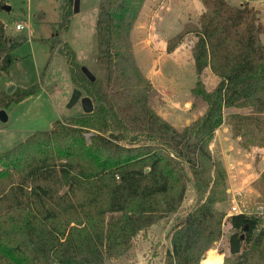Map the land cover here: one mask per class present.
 <instances>
[{
  "label": "trees",
  "instance_id": "1",
  "mask_svg": "<svg viewBox=\"0 0 264 264\" xmlns=\"http://www.w3.org/2000/svg\"><path fill=\"white\" fill-rule=\"evenodd\" d=\"M146 0H100L96 79L90 80L65 46L73 83L96 104L91 113L57 119L0 153V264H109L126 255L142 230L182 207L189 183L196 205L172 228L163 264H200L233 229L235 263L264 264L262 217L226 212L227 175L210 142L229 112L244 148L264 147V24L248 2L203 0L198 23L169 38L173 51L194 33L197 80L191 89L206 109L183 129L150 104L152 82L139 67L131 33ZM5 0H0V9ZM67 28L69 14L62 13ZM55 46L52 38L43 40ZM0 17V73L9 71L21 44ZM210 67L219 77L207 90ZM0 90V109L37 93ZM194 105V104H193ZM264 188V176L261 178ZM248 226V229H246ZM245 233V237L242 234ZM221 251V250H220ZM223 264L221 253L214 254ZM156 264V263H155Z\"/></svg>",
  "mask_w": 264,
  "mask_h": 264
},
{
  "label": "rangeland",
  "instance_id": "2",
  "mask_svg": "<svg viewBox=\"0 0 264 264\" xmlns=\"http://www.w3.org/2000/svg\"><path fill=\"white\" fill-rule=\"evenodd\" d=\"M229 1L233 4H253L264 24V0ZM74 2L75 0H5V4L11 8L0 9V17L5 23L7 34L22 42L12 51L14 61L9 71L0 73V90L7 91L12 86L11 93L26 90L34 84L40 85L37 93L6 110L9 118L0 123V153L34 131L49 129L55 120H68L84 111L80 101L72 108L67 107L68 99L77 86L71 79V69L64 48L68 45L75 52V60L79 66H86L95 75L98 74L96 25L100 0H80L78 12H74ZM145 2H148V6L138 21L139 32L150 28L153 32L162 30L164 36L176 33L177 26L189 17L192 18L188 22L198 23L205 10L203 0ZM64 12L69 14L67 28L61 24ZM17 23L26 27L18 30ZM262 37L264 39V34ZM50 38L55 42L53 48L49 42L43 41ZM192 44L188 38L182 50L178 51V59L184 65L181 70L173 68L171 62L174 61L165 62V58H159L153 63L156 69L164 66L166 74L164 77L155 75L150 104L165 119H171L174 124L181 126L179 129L191 124L206 109L205 103L195 99L191 92L196 80L195 68L191 65ZM158 56L160 55L157 53L156 57ZM210 77L211 74L206 72L204 79H201L207 90L215 84ZM231 110L234 109H227L225 120L216 130L209 145L213 156L222 163L227 175L229 195L226 202L219 207L226 212L225 217L233 212L234 205H238L247 214L257 215L264 208V188L261 181L264 176V148L241 146L239 138H235L231 131ZM195 205L196 193L193 184L189 183L184 203L178 212L140 231L131 250L120 258L109 259L108 263L163 264L170 247V234L174 224ZM261 217L263 226L264 217ZM223 231V236L215 242V247L207 251L203 258H210L213 264H216L214 254L218 253L222 254L224 261L229 260L230 263H235L238 258V255H233L229 250L228 240L233 229L228 221L224 222ZM242 236L245 237V233Z\"/></svg>",
  "mask_w": 264,
  "mask_h": 264
},
{
  "label": "crops",
  "instance_id": "3",
  "mask_svg": "<svg viewBox=\"0 0 264 264\" xmlns=\"http://www.w3.org/2000/svg\"><path fill=\"white\" fill-rule=\"evenodd\" d=\"M164 1H166V0H164ZM147 6H148V2H145L144 6H143V9H142V11L140 13V16H139V18H138L137 22L135 23V26H134V28L132 30L131 39H132V43H133V47H134L135 57H136V60H137V63L139 65V67L141 68L143 73L146 75V77L148 79H150L152 83H154L153 80H154L155 75H159L160 77H164L166 72H165L164 66L161 67V68L157 67V69H156V65H154L153 63H155V61L158 60L159 58H165V62L166 61H174V62H171L172 65H173V68L181 70L182 67H184V65L178 59V56H179L178 51L182 50V47H183L186 39H188V38H190L192 43H193L191 45V50H192V47H193V45L195 44V42L197 41L198 38H197V36L194 33H189V34H193L194 36H189L187 34L183 38V40L179 43V45H177V47L173 51L169 52L167 50V43H168L169 38H171L178 31H180L183 28L184 24H186V22L191 21L192 17L187 18V20L185 22H182V24L180 23V25L177 26L178 29H177L176 33H172V34H169L167 36H164L162 30L157 31V32H153V31H150V28H147V29L145 28L144 30H142L143 32L142 31L139 32L138 27H139L140 23H138V21L141 19L143 11L145 10V8ZM141 36L144 37V38L142 39ZM157 53L160 56L156 57ZM164 65H165V63H164ZM191 65H194L193 53H192ZM154 66H155V69H154ZM194 68H195V65H194ZM194 71H195V69H194ZM206 72L211 74V77H210L211 81L213 83L215 82V84L212 87H209V90H212L217 85V83L219 81V77L216 76L211 71L210 67H206L202 71V73L200 75L201 79H204L203 77H204V74ZM194 74L196 75V80H197L196 71L194 72ZM196 80H195V82H196ZM83 95H87V94L84 93V91H83ZM81 106H82V104H81ZM68 108H72V107H68ZM82 109H83V106H82ZM83 113H84V111H83ZM169 120L178 129H179V127H181V126H178L177 124H174L171 121V119H168V121ZM262 148H264V147H262Z\"/></svg>",
  "mask_w": 264,
  "mask_h": 264
},
{
  "label": "water",
  "instance_id": "4",
  "mask_svg": "<svg viewBox=\"0 0 264 264\" xmlns=\"http://www.w3.org/2000/svg\"><path fill=\"white\" fill-rule=\"evenodd\" d=\"M79 3L80 0H75L74 2V12H78L79 11ZM2 8L5 9H10L11 6L4 4L2 6ZM82 71L83 73L90 79V80H95L96 79V75L86 66H82ZM12 90V86L10 88L7 89V92H10ZM82 103L83 109H84V113H91L95 110V103L93 102L92 98L88 95H83V90L81 88L75 87L73 89L72 95L70 97V99L67 102V106L68 107H73L75 104H77L78 102ZM8 114L6 109L2 108L0 109V123L1 122H6L8 120ZM246 229H248V226H246ZM140 264H147L145 262H142ZM225 264V261L224 263Z\"/></svg>",
  "mask_w": 264,
  "mask_h": 264
},
{
  "label": "built area",
  "instance_id": "5",
  "mask_svg": "<svg viewBox=\"0 0 264 264\" xmlns=\"http://www.w3.org/2000/svg\"><path fill=\"white\" fill-rule=\"evenodd\" d=\"M26 26L24 25V24H22V23H17L16 24V29H18V30H22V29H24ZM232 209H233V213H245V214H247V212H245L244 210H241V209H239L238 208V205H234L233 207H232ZM257 215L258 216H263L264 217V208H262V210H260L259 212H257Z\"/></svg>",
  "mask_w": 264,
  "mask_h": 264
},
{
  "label": "bare ground",
  "instance_id": "6",
  "mask_svg": "<svg viewBox=\"0 0 264 264\" xmlns=\"http://www.w3.org/2000/svg\"><path fill=\"white\" fill-rule=\"evenodd\" d=\"M202 264H213L210 258H206L202 260Z\"/></svg>",
  "mask_w": 264,
  "mask_h": 264
}]
</instances>
